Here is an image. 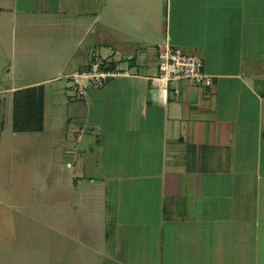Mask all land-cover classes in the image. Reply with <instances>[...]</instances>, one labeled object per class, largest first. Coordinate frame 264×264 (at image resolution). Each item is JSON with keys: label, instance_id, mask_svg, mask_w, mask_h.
Listing matches in <instances>:
<instances>
[{"label": "crops", "instance_id": "1", "mask_svg": "<svg viewBox=\"0 0 264 264\" xmlns=\"http://www.w3.org/2000/svg\"><path fill=\"white\" fill-rule=\"evenodd\" d=\"M165 44L202 56L213 84L159 100ZM94 54L130 75L74 100L61 76ZM8 146L81 247L50 262L264 264V0H0Z\"/></svg>", "mask_w": 264, "mask_h": 264}, {"label": "rangeland", "instance_id": "2", "mask_svg": "<svg viewBox=\"0 0 264 264\" xmlns=\"http://www.w3.org/2000/svg\"><path fill=\"white\" fill-rule=\"evenodd\" d=\"M8 148L0 156V264H55L50 260L65 248L72 253L81 247L52 230L58 222V200H46L50 195L45 200L40 197L42 189L45 193L53 184L33 183L34 177L27 183L17 180L19 169L10 165ZM71 212L67 208L68 223L74 216Z\"/></svg>", "mask_w": 264, "mask_h": 264}, {"label": "built area", "instance_id": "3", "mask_svg": "<svg viewBox=\"0 0 264 264\" xmlns=\"http://www.w3.org/2000/svg\"><path fill=\"white\" fill-rule=\"evenodd\" d=\"M88 65L71 74L61 76L65 81V91L74 100L87 101L89 93L102 89L111 80L119 76H129V59L113 60L102 58L94 54ZM157 73L153 77L155 87L163 95L168 94L170 86L174 83L187 82L197 87H210L214 77L204 71L203 57L191 54L183 48L165 44L158 50ZM174 93H180L175 88Z\"/></svg>", "mask_w": 264, "mask_h": 264}, {"label": "trees", "instance_id": "4", "mask_svg": "<svg viewBox=\"0 0 264 264\" xmlns=\"http://www.w3.org/2000/svg\"><path fill=\"white\" fill-rule=\"evenodd\" d=\"M35 99H36V97H35ZM30 102L31 101L29 100V102L27 103L28 108H34L35 115L41 117V113H40V109H39L40 105L36 108V102L35 103H30ZM28 124L30 125L31 123H28ZM31 126L33 127V125H31Z\"/></svg>", "mask_w": 264, "mask_h": 264}]
</instances>
